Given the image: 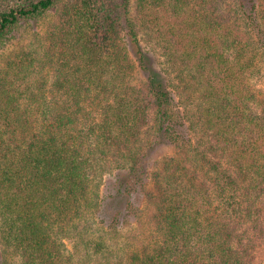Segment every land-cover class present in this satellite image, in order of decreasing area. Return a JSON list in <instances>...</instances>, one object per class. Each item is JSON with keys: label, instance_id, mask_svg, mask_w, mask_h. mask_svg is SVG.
<instances>
[{"label": "trees", "instance_id": "trees-1", "mask_svg": "<svg viewBox=\"0 0 264 264\" xmlns=\"http://www.w3.org/2000/svg\"><path fill=\"white\" fill-rule=\"evenodd\" d=\"M59 9L46 51L0 54L2 263L255 264L264 0H0V52Z\"/></svg>", "mask_w": 264, "mask_h": 264}, {"label": "rangeland", "instance_id": "rangeland-1", "mask_svg": "<svg viewBox=\"0 0 264 264\" xmlns=\"http://www.w3.org/2000/svg\"><path fill=\"white\" fill-rule=\"evenodd\" d=\"M59 16L60 9L49 13L45 18L38 22H33V24H26L25 27L21 29L20 33H16L17 38L12 40L11 43H9L5 48H3V50H1V58L5 59L10 55L17 54L18 52L22 53L24 50H39L40 53L46 51V49L49 47L48 31L52 28V26H54L55 23L59 22ZM154 64L158 70L164 72L163 70L165 69L159 57L154 58ZM147 80V75L138 67L134 76V82L139 86L146 87ZM254 84L259 88L264 89V69L263 72L256 76V78L254 79ZM174 153H176V150L174 148L166 145H161L157 147L152 153V160L154 162L156 160L164 158L165 156L173 155ZM113 179L114 178L112 177H108L105 180L101 190V194L103 196H106V194L110 192L109 185L113 183ZM138 204L145 210V213L147 215L149 209L146 206L147 203L144 197H138ZM135 227L124 231L118 237H113L110 239V244L115 250V255L123 256L128 252L131 246L139 243L138 240L133 239L134 234H138ZM140 232L143 233V229ZM67 243L70 250H74L73 242L68 240ZM0 264H3L1 247ZM255 264H264V248L259 249V251L257 252Z\"/></svg>", "mask_w": 264, "mask_h": 264}]
</instances>
